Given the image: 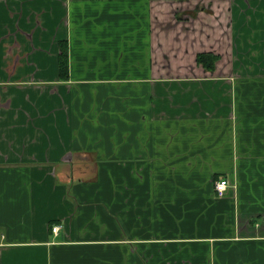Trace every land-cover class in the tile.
Segmentation results:
<instances>
[{"label": "crops", "instance_id": "crops-1", "mask_svg": "<svg viewBox=\"0 0 264 264\" xmlns=\"http://www.w3.org/2000/svg\"><path fill=\"white\" fill-rule=\"evenodd\" d=\"M0 264H264V0H0Z\"/></svg>", "mask_w": 264, "mask_h": 264}, {"label": "trees", "instance_id": "trees-1", "mask_svg": "<svg viewBox=\"0 0 264 264\" xmlns=\"http://www.w3.org/2000/svg\"><path fill=\"white\" fill-rule=\"evenodd\" d=\"M60 52L58 54V73L60 79H66L68 75V56L65 42L59 43ZM218 55L213 52H198L196 54V63L203 67V69L214 70L215 62Z\"/></svg>", "mask_w": 264, "mask_h": 264}, {"label": "built area", "instance_id": "built-area-1", "mask_svg": "<svg viewBox=\"0 0 264 264\" xmlns=\"http://www.w3.org/2000/svg\"><path fill=\"white\" fill-rule=\"evenodd\" d=\"M227 186L228 180L226 178H219L217 180H214V190L219 196H221L225 192ZM58 229L59 226H52V231L57 232Z\"/></svg>", "mask_w": 264, "mask_h": 264}, {"label": "rangeland", "instance_id": "rangeland-1", "mask_svg": "<svg viewBox=\"0 0 264 264\" xmlns=\"http://www.w3.org/2000/svg\"><path fill=\"white\" fill-rule=\"evenodd\" d=\"M168 9H169V7H168ZM168 9H167V11H168ZM162 10H163V9H160V12H161ZM206 10L211 11L210 9H206ZM167 11H165V12H167ZM187 11H188V10H187ZM156 12H157V11H156ZM211 12H212V11H211ZM188 13H190V15L193 16V15H195L196 10H189Z\"/></svg>", "mask_w": 264, "mask_h": 264}]
</instances>
